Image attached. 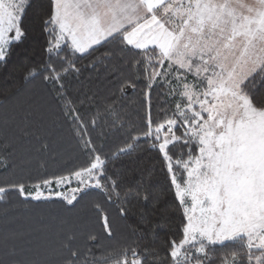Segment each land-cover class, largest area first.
<instances>
[{
	"label": "snow or ice",
	"instance_id": "1",
	"mask_svg": "<svg viewBox=\"0 0 264 264\" xmlns=\"http://www.w3.org/2000/svg\"><path fill=\"white\" fill-rule=\"evenodd\" d=\"M26 19L46 37L43 80L59 85V98L64 97V75L79 72L65 50L83 57L108 43L117 44L122 54L137 50L142 59L134 67L144 65L148 88L159 80L170 86L173 98L179 97L172 115L155 127L149 114L142 135L150 150L161 155L183 209V235L170 242V264H213L217 246L233 249L222 264H264V0H0V65L27 39ZM55 61H60L59 70ZM37 75L27 69L24 78ZM70 103L64 105L65 116L88 155L87 166L44 179L34 191L22 183L0 186V199L16 190L25 199L55 196L75 207L90 189L109 201L114 194L119 199L107 165L130 153L141 137L109 156L93 142L88 123ZM177 144L187 153L171 154ZM72 179L77 186L68 192L52 187L63 188ZM96 207L111 238L108 215ZM127 214L121 207V217ZM72 239L61 245L67 253L64 264H144L137 247L96 256L91 248L84 253L74 249Z\"/></svg>",
	"mask_w": 264,
	"mask_h": 264
},
{
	"label": "trees",
	"instance_id": "2",
	"mask_svg": "<svg viewBox=\"0 0 264 264\" xmlns=\"http://www.w3.org/2000/svg\"><path fill=\"white\" fill-rule=\"evenodd\" d=\"M32 15L29 10L28 16ZM25 23L29 29L27 39L13 51L6 65H0V186L22 183L26 191H34V186L44 179L67 176L87 166L88 155L81 150L74 125L65 116L64 105L69 101V107H74L88 123L93 142L98 148L102 146L105 154L110 156L116 149L133 143V137L141 139L130 153L109 160L107 165V176L117 182L119 199L114 194L109 201L97 189H90L75 207L55 196L49 200L25 199L16 190L3 196L0 260L64 264L67 253L60 250L61 245L72 236L71 246L81 253L91 248L100 256L137 247L144 264H170V242H178L183 235V209L161 155L150 150V141H144L142 135L147 131L149 114L155 127L172 115L179 97L173 98L170 86H161L159 80L148 88L144 65L134 67L142 59L135 55L137 50L122 54L117 44L108 43L96 46L83 57L65 50L79 72L64 75L61 99L57 95L59 85L43 80L46 37L34 23L29 24L27 19ZM108 52L115 54L106 56ZM97 58L100 62L95 68L90 67ZM55 62L59 70L60 61ZM27 69H35L38 75L26 80ZM187 151L177 144L171 154L179 157ZM76 186L52 187L68 192ZM144 194L147 200L143 199ZM96 205L108 215L111 238L103 230ZM121 207L128 210L126 218L120 215ZM91 236L96 237L95 242ZM232 250L231 246H217L213 264L230 260ZM128 259L131 261L130 253Z\"/></svg>",
	"mask_w": 264,
	"mask_h": 264
},
{
	"label": "rangeland",
	"instance_id": "3",
	"mask_svg": "<svg viewBox=\"0 0 264 264\" xmlns=\"http://www.w3.org/2000/svg\"><path fill=\"white\" fill-rule=\"evenodd\" d=\"M205 117H206V114H205ZM70 185H77V183H76V181H75V179H72V181H71V184ZM70 185H65L63 188H61V189H64L65 187H69Z\"/></svg>",
	"mask_w": 264,
	"mask_h": 264
}]
</instances>
